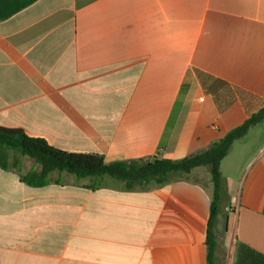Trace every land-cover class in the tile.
I'll return each instance as SVG.
<instances>
[{"label": "crops", "instance_id": "1", "mask_svg": "<svg viewBox=\"0 0 264 264\" xmlns=\"http://www.w3.org/2000/svg\"><path fill=\"white\" fill-rule=\"evenodd\" d=\"M262 108L264 0H37L0 21V127L64 151L181 160ZM262 125L220 166L219 264L240 244L264 255ZM26 159L0 167V264H208L209 167L34 187Z\"/></svg>", "mask_w": 264, "mask_h": 264}, {"label": "trees", "instance_id": "2", "mask_svg": "<svg viewBox=\"0 0 264 264\" xmlns=\"http://www.w3.org/2000/svg\"><path fill=\"white\" fill-rule=\"evenodd\" d=\"M37 0H0V21L6 20ZM264 121V108L252 115L241 126L231 130L224 138L215 141L209 148L181 160L155 158V161L115 162L108 164L97 153H76L58 149L45 139L29 136L21 129L0 127V167L10 168V156L14 155V168H20L21 158H29L34 168L23 181L34 187H43L54 172H66L78 179H90L101 187L107 179L121 182L126 189L156 183L164 184L178 175L190 174L199 167H209L214 196L207 230L208 264L216 261L217 238L215 233L219 204L223 191L220 166L233 145L244 138L251 128ZM235 264H264V255L240 244L237 247Z\"/></svg>", "mask_w": 264, "mask_h": 264}, {"label": "rangeland", "instance_id": "3", "mask_svg": "<svg viewBox=\"0 0 264 264\" xmlns=\"http://www.w3.org/2000/svg\"><path fill=\"white\" fill-rule=\"evenodd\" d=\"M259 132H261V134H264V125H262L261 127H260V130H259ZM13 156L14 155H11L10 156V162H13V160H14V158H13ZM24 160V159H23ZM27 161L29 160V159H26ZM31 160V159H30ZM32 164H34V162L31 160L30 161Z\"/></svg>", "mask_w": 264, "mask_h": 264}, {"label": "water", "instance_id": "4", "mask_svg": "<svg viewBox=\"0 0 264 264\" xmlns=\"http://www.w3.org/2000/svg\"><path fill=\"white\" fill-rule=\"evenodd\" d=\"M155 161V159H153V161L152 162H154Z\"/></svg>", "mask_w": 264, "mask_h": 264}]
</instances>
